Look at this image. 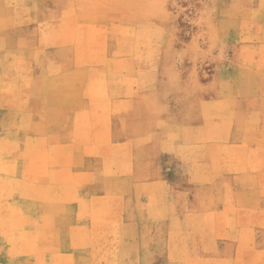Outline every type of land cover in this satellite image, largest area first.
<instances>
[{"label": "rangeland", "instance_id": "obj_1", "mask_svg": "<svg viewBox=\"0 0 264 264\" xmlns=\"http://www.w3.org/2000/svg\"><path fill=\"white\" fill-rule=\"evenodd\" d=\"M258 192L264 0H0V264H248Z\"/></svg>", "mask_w": 264, "mask_h": 264}, {"label": "crops", "instance_id": "obj_2", "mask_svg": "<svg viewBox=\"0 0 264 264\" xmlns=\"http://www.w3.org/2000/svg\"><path fill=\"white\" fill-rule=\"evenodd\" d=\"M236 146L241 150L242 146L240 143H238ZM257 149H259V147L255 146V144L253 145L248 144L247 145L248 155H253V151ZM262 196L264 197V193L262 192L257 193V197L259 199H262ZM30 209L31 207H29L27 204V214H33L31 211L32 209L31 210ZM200 210H201L200 207L195 208L193 214H198V213L202 214ZM247 214H248L249 228H248V237H247L248 242L245 243L246 247L244 248V243H243L245 239L243 241H239V239L241 238V237L239 238V236H232V242L236 246V250H238L237 252L238 257L244 255L245 251H247L248 253L250 252V254H247L248 264H264V257L262 256L264 255V209L261 208L257 209L256 207L249 206L247 209ZM241 215L242 214H240V216ZM153 217L154 216L148 215V217L145 218L152 219ZM257 217H260V219H262V225H263L258 229L256 227H252V219H255ZM238 230L239 229H237V231ZM256 236H258V239L256 238ZM232 264H245V263L242 261L240 262L238 260L237 263L233 261Z\"/></svg>", "mask_w": 264, "mask_h": 264}]
</instances>
